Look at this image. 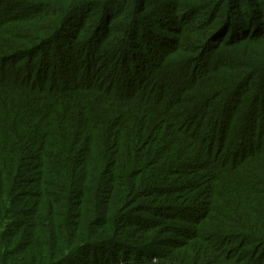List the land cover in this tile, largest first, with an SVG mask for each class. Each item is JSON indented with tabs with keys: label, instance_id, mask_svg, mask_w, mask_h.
<instances>
[{
	"label": "trees",
	"instance_id": "16d2710c",
	"mask_svg": "<svg viewBox=\"0 0 264 264\" xmlns=\"http://www.w3.org/2000/svg\"><path fill=\"white\" fill-rule=\"evenodd\" d=\"M0 264H264V0H0Z\"/></svg>",
	"mask_w": 264,
	"mask_h": 264
},
{
	"label": "rangeland",
	"instance_id": "374dc122",
	"mask_svg": "<svg viewBox=\"0 0 264 264\" xmlns=\"http://www.w3.org/2000/svg\"><path fill=\"white\" fill-rule=\"evenodd\" d=\"M68 50V49H67ZM137 51H139V50H141L140 48H138V49H136ZM65 51H66V49H65ZM67 52V51H66ZM50 61L51 62H54V65H57V60L55 59V56L54 55H52L51 57H50Z\"/></svg>",
	"mask_w": 264,
	"mask_h": 264
}]
</instances>
